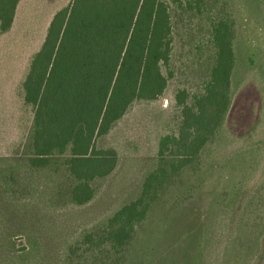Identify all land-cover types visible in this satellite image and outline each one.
I'll list each match as a JSON object with an SVG mask.
<instances>
[{
  "label": "rangeland",
  "instance_id": "rangeland-1",
  "mask_svg": "<svg viewBox=\"0 0 264 264\" xmlns=\"http://www.w3.org/2000/svg\"><path fill=\"white\" fill-rule=\"evenodd\" d=\"M165 1L174 36L168 87L157 101L136 102L101 139L119 163L85 205L73 201L58 157L44 167L30 162L34 111L22 88L54 15L72 0L20 1L12 29L0 34V264H264V0ZM220 20L231 25L236 65L219 138L200 171L168 184L124 250L101 245L110 219L157 168L160 139L178 133L176 95L191 100L210 79Z\"/></svg>",
  "mask_w": 264,
  "mask_h": 264
},
{
  "label": "trees",
  "instance_id": "trees-1",
  "mask_svg": "<svg viewBox=\"0 0 264 264\" xmlns=\"http://www.w3.org/2000/svg\"><path fill=\"white\" fill-rule=\"evenodd\" d=\"M20 1L0 0V34L12 29ZM213 25L217 54L210 79L191 100L186 91L176 95L182 114L178 133L160 139L157 168L140 196L110 219L101 245L124 250L160 205L168 184L189 168L200 171L204 150L219 138L232 106L236 54L231 25L225 20ZM173 45L165 0H72L54 15L22 85L34 111L30 162L44 167L58 157L73 180L77 205L91 202L95 182L118 167L117 150L100 147L101 139L136 102L157 101L165 93L164 68L171 65ZM182 197L174 207L182 205Z\"/></svg>",
  "mask_w": 264,
  "mask_h": 264
}]
</instances>
